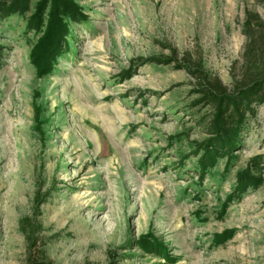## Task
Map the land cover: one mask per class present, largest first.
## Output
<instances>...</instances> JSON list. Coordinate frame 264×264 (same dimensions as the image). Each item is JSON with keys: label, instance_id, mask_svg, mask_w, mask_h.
<instances>
[{"label": "rangeland", "instance_id": "1", "mask_svg": "<svg viewBox=\"0 0 264 264\" xmlns=\"http://www.w3.org/2000/svg\"><path fill=\"white\" fill-rule=\"evenodd\" d=\"M73 1L88 19L66 20L70 50L44 77L39 0L0 18V264H264V184L237 189L257 156L264 178V104L200 162L203 91L231 87L261 1Z\"/></svg>", "mask_w": 264, "mask_h": 264}, {"label": "trees", "instance_id": "2", "mask_svg": "<svg viewBox=\"0 0 264 264\" xmlns=\"http://www.w3.org/2000/svg\"><path fill=\"white\" fill-rule=\"evenodd\" d=\"M32 0H0V18L10 15H24L29 12ZM264 7V0H260ZM84 23L87 16L73 0H39L29 27L42 32L31 53V61L38 77L51 73L58 57H63L70 49L68 38L72 36L70 23L66 20ZM242 33L246 45L242 54L240 73L233 75L231 87H223L217 82L203 91V100L213 107L210 131L214 139L204 146L202 170L212 169L220 157H224L237 147L249 116L255 115V108L264 104V16L247 12ZM154 61L161 63L158 59ZM262 157L253 158L250 165L237 174V189L246 192L257 190L264 184L259 174ZM239 195V194H238ZM222 238L221 242L230 239ZM220 242V243H221ZM27 264H53L43 256L29 257ZM110 264H115L111 262Z\"/></svg>", "mask_w": 264, "mask_h": 264}]
</instances>
